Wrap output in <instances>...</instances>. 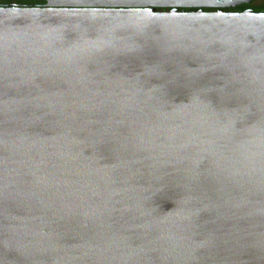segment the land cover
<instances>
[{
  "label": "water",
  "instance_id": "water-1",
  "mask_svg": "<svg viewBox=\"0 0 264 264\" xmlns=\"http://www.w3.org/2000/svg\"><path fill=\"white\" fill-rule=\"evenodd\" d=\"M43 1L0 8V264H264V14Z\"/></svg>",
  "mask_w": 264,
  "mask_h": 264
},
{
  "label": "flooded vegetation",
  "instance_id": "flooded-vegetation-1",
  "mask_svg": "<svg viewBox=\"0 0 264 264\" xmlns=\"http://www.w3.org/2000/svg\"><path fill=\"white\" fill-rule=\"evenodd\" d=\"M224 1V0H218ZM227 5H235V7L220 9H204L203 12H223V13H244L251 12L256 14H264V0H227ZM46 2L43 0H0V8H21V9H43ZM169 11V10H157ZM182 11V10H179ZM191 11V10H186Z\"/></svg>",
  "mask_w": 264,
  "mask_h": 264
}]
</instances>
